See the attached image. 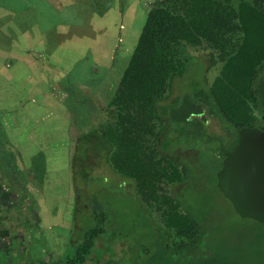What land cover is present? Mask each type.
Wrapping results in <instances>:
<instances>
[{
  "label": "rangeland",
  "instance_id": "rangeland-1",
  "mask_svg": "<svg viewBox=\"0 0 264 264\" xmlns=\"http://www.w3.org/2000/svg\"><path fill=\"white\" fill-rule=\"evenodd\" d=\"M152 2L129 6L126 0H0V55L5 56L0 74L7 80L4 110L9 109L4 122L0 118V178L6 172L16 175L17 186L30 185L23 194L26 216H21V223L33 209L30 222L33 225L36 218L37 234L30 238L41 256L54 247L53 257L68 261L79 239L103 213L106 234L94 253L102 264L168 260L160 217L142 201L133 181L112 172L110 144L95 135L107 121L106 108ZM24 18L31 27L29 40L41 34L39 41L58 45L64 53L39 60L35 51L24 56L19 45ZM189 52L186 72L175 79L166 101H174L171 110L176 116L161 115L165 130L158 148L188 168V179L175 189L187 206L207 209L239 232L250 231V224L217 185L220 153L234 144L228 128L215 118L198 125L194 114L183 121L185 112L203 107L201 94L220 71L219 66L211 67L208 51L190 47ZM17 112L25 114V124L14 126ZM7 142L18 144L15 152Z\"/></svg>",
  "mask_w": 264,
  "mask_h": 264
},
{
  "label": "trees",
  "instance_id": "trees-1",
  "mask_svg": "<svg viewBox=\"0 0 264 264\" xmlns=\"http://www.w3.org/2000/svg\"><path fill=\"white\" fill-rule=\"evenodd\" d=\"M146 12L106 108L107 121L95 132L110 144L112 172L133 181L142 201L160 217L169 240L164 264H264V223L234 209L250 224V231L239 232L211 211L187 206L175 189L186 182L189 170L158 148L165 130L161 115L176 116L174 101H166L175 79L186 72L190 47L208 51L211 67L220 71L201 94L203 107L185 112L183 121L193 114L198 125L217 119L234 140L229 151L241 129L264 128V0H153ZM225 154L220 153V168ZM106 221L102 213L85 231L68 264H102L94 253Z\"/></svg>",
  "mask_w": 264,
  "mask_h": 264
},
{
  "label": "water",
  "instance_id": "water-1",
  "mask_svg": "<svg viewBox=\"0 0 264 264\" xmlns=\"http://www.w3.org/2000/svg\"><path fill=\"white\" fill-rule=\"evenodd\" d=\"M217 185L241 217L264 223V128L240 130L217 172Z\"/></svg>",
  "mask_w": 264,
  "mask_h": 264
},
{
  "label": "flooded vegetation",
  "instance_id": "flooded-vegetation-1",
  "mask_svg": "<svg viewBox=\"0 0 264 264\" xmlns=\"http://www.w3.org/2000/svg\"><path fill=\"white\" fill-rule=\"evenodd\" d=\"M2 179L0 178V264H60L61 259L53 257L52 249H44L42 256L36 251L34 239L30 238L37 234V228L34 227L37 224L35 215L33 225L30 222L33 209H29L30 218L23 219L21 223L22 202L25 200L15 188L13 190L6 187ZM5 187L6 194L2 192ZM21 224L28 226L29 236L21 231ZM64 264L68 262L64 261Z\"/></svg>",
  "mask_w": 264,
  "mask_h": 264
},
{
  "label": "crops",
  "instance_id": "crops-1",
  "mask_svg": "<svg viewBox=\"0 0 264 264\" xmlns=\"http://www.w3.org/2000/svg\"><path fill=\"white\" fill-rule=\"evenodd\" d=\"M126 1L129 4V6L131 5L132 2H135L137 5L139 4L140 6L141 5L144 6V2L146 0H126ZM148 1H151V0H147V2ZM21 24H22V27L20 29H21V33L23 34V36H21V37L23 39L21 40V42H19V45H20V47H22V51L24 52V56L27 53L31 54L32 52L34 53V51H35L36 58L39 60V58H44V55H48V54L50 55L53 52H56V54L58 52L64 53V51H62L64 49L59 47L58 45L51 44L48 42L45 43L44 41H39L38 35H41V34H38V35L34 36L31 40H29V38L32 36L31 27H29L30 24H28V22L25 18L21 21ZM0 40H2V39H0ZM9 53L13 56L11 49L9 50ZM3 58H5V56L0 55V71H3L2 70V68H3L2 64L3 63L1 61ZM25 58L27 59L26 63H30L31 60H29L28 57H25ZM22 65H23V63H22ZM34 66H36V65H34ZM6 83H7V80H6L5 76L4 75L2 76V74H0V86H2L4 88V92H3V89L0 87V92L2 89V95H0V118L3 120V122H4V119H6L5 116L7 115V110H9V109L4 110L7 106V97L5 98V87L6 86L4 87V85ZM15 105H16V103H15ZM13 115H16L12 118L14 126L25 124V119H26V117L24 116L25 114H22L21 112H17ZM4 125H5V123H4ZM4 143H5V141H4ZM6 145L8 148H11L10 149L11 151L15 152V150H16L15 145H18V144L15 143V145H10V143L7 142ZM17 154H18V152H17ZM0 169H2V167H0ZM2 171H3V169H2ZM0 175H1V173H0ZM2 175L5 179H9V181L6 182L5 179L3 178V181L6 184L11 185L10 187L13 190L15 188V191L19 192L22 196H23V194L26 195V193H28L27 187L29 186L28 188H30V185L28 184V182H26V186H24V188H21V185L17 186L18 183L15 184L14 176H16V175H13V177H12V175H10V176L7 175L6 172H3ZM8 192H11V190H8ZM24 200H26V199L24 198ZM23 216L25 217L26 215H23ZM21 231L25 232L26 236H29L28 226L25 227V225L21 224ZM53 250H54V247H53Z\"/></svg>",
  "mask_w": 264,
  "mask_h": 264
}]
</instances>
